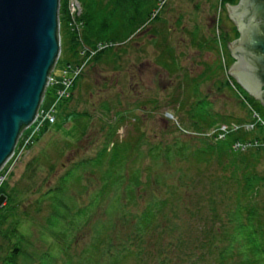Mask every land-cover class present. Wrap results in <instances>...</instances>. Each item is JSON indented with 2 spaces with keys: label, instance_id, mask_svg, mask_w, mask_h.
Here are the masks:
<instances>
[{
  "label": "trees",
  "instance_id": "obj_1",
  "mask_svg": "<svg viewBox=\"0 0 264 264\" xmlns=\"http://www.w3.org/2000/svg\"><path fill=\"white\" fill-rule=\"evenodd\" d=\"M152 1L156 6L167 2L80 0L83 12L76 20L85 28L75 34L70 27L68 3L62 0L65 65H80L86 59L90 64L119 59L117 52L140 30L153 20L161 21L157 16L152 19L147 8ZM239 1L221 3L226 8ZM221 35L220 39L201 38L198 43L194 34L192 43L218 54L225 50L231 67L234 60L228 45L239 37V32L233 26ZM167 41L164 37L160 44L157 64L172 74L177 60ZM85 50L89 55L83 57ZM90 52L95 55L91 57ZM224 73L220 60L198 77L186 78L182 90L171 96L167 107L174 117L183 115L185 127L176 130L182 129L185 135L207 133L222 124L248 120L215 111L213 103L201 93L199 86L207 82L228 87L227 79L220 78ZM81 77L75 82L74 92ZM235 84L249 98L236 81ZM126 118L125 114H117L109 122L105 146L97 157L80 161L56 187L43 191L40 184L37 198L31 199L36 188L33 178L36 171L43 169V155L35 157L15 186L8 182L0 186V197L6 200L0 206V264L33 261L29 253L33 247L30 228L39 231L38 238L45 243L48 254L56 251L69 256L72 243H78V233L91 225V211H95V250L93 246L81 264H123L130 258L139 264H264V171H258L264 149L244 153L233 149L237 141L261 138L263 130L231 133L220 141L184 135L188 140L178 138L166 143L148 142L141 130L137 137L119 141L116 134ZM71 190L89 201L77 207L66 197Z\"/></svg>",
  "mask_w": 264,
  "mask_h": 264
},
{
  "label": "rangeland",
  "instance_id": "obj_2",
  "mask_svg": "<svg viewBox=\"0 0 264 264\" xmlns=\"http://www.w3.org/2000/svg\"><path fill=\"white\" fill-rule=\"evenodd\" d=\"M152 3L147 5L148 10L153 14L152 19L157 16L161 21L155 23L153 20L149 26L140 30L121 48L120 52H117L120 58L116 61L113 59V62L110 60L107 63L102 61L90 64L88 60L89 65L85 68L82 77L80 76L78 88L74 92L73 86L68 90L70 96L61 98L59 92L65 88L63 71L66 67L72 66L65 65L67 43L64 39V53L63 55L61 53L55 66L52 73L53 84L47 88L40 107V113H43L44 117L48 116L55 107L56 121L53 124L46 121L41 131L37 132L40 123L36 120L24 130L14 158L0 173V186L4 182L15 186L30 164L34 163L35 157L43 155L45 157L42 156L41 159L43 169L35 172L36 176L33 180L36 188L31 199L39 196L40 184L43 185L41 186L43 191L56 187L61 177L73 167H77L80 161L97 157L105 146L104 136L108 131L109 122H112L117 114L127 115L116 134V139L119 141L137 137L141 130L150 143L161 141L166 143L178 138L180 141H186L188 137L202 138L193 134L194 132L185 135L182 129L180 132L176 130L179 126L185 127L181 121L183 115L178 114L174 117L167 107L171 105V96L177 95L182 90L187 77H198L207 68L216 67L220 60L225 71V77L222 74L220 78L227 79L228 87H220L217 83L211 82L201 84L199 88L203 96L208 102L213 103L215 111L223 115H234L249 121L254 111L264 119V106L261 101L255 100L241 87L249 96L246 98L238 90L235 80L228 81L230 67H228L226 51L222 50L218 54L214 50L200 49L192 43L194 34L197 35L199 43L201 38L220 39L223 31H231L233 26L236 28L221 0H167L157 6L155 3L152 6ZM84 28L78 26L72 27V30L75 34L78 32L81 34ZM236 30L238 31L237 28ZM164 37L168 40V46L174 49V57L177 60L176 72L172 74L157 64V58L162 50L160 44L164 43ZM90 55L92 57L95 54L90 52ZM68 99L70 101H66ZM190 105L191 103L188 105L189 108ZM29 139L31 145L27 147L26 142ZM143 148L147 149V146ZM179 165L177 164L176 167ZM52 166L55 168L51 172L49 167ZM258 171L260 173L264 171V161ZM66 197L71 198V202L75 201L79 208L89 201L85 196L79 198L75 190L68 191ZM5 201V197L1 196L0 206ZM90 217H92L91 225L78 233V243L77 245L75 242L72 243L73 249L70 250L69 256L67 253L58 254L56 251L48 254L45 251V243L38 238L39 231L30 228V241L33 246L29 250L33 260L30 264H81L89 252H92L93 246L95 250V211H91ZM26 225L27 223L24 224ZM184 226L186 227V224ZM1 241L0 238V244ZM123 264L139 263L135 258H130Z\"/></svg>",
  "mask_w": 264,
  "mask_h": 264
},
{
  "label": "water",
  "instance_id": "obj_3",
  "mask_svg": "<svg viewBox=\"0 0 264 264\" xmlns=\"http://www.w3.org/2000/svg\"><path fill=\"white\" fill-rule=\"evenodd\" d=\"M61 0H0V172L33 125L62 53ZM239 39L228 76L264 106V0L227 5Z\"/></svg>",
  "mask_w": 264,
  "mask_h": 264
},
{
  "label": "built area",
  "instance_id": "obj_4",
  "mask_svg": "<svg viewBox=\"0 0 264 264\" xmlns=\"http://www.w3.org/2000/svg\"><path fill=\"white\" fill-rule=\"evenodd\" d=\"M66 1L68 3V9H69V13L71 16L70 27L71 28L72 27L77 28L78 26H83L81 23H79L76 20L82 14L83 9H82L81 2L79 0H66ZM60 34H61V21H60ZM101 48L102 47L100 46L99 49H101ZM92 54H95V52L94 53L92 52ZM82 56L83 57L86 56V50L84 52H82ZM88 60L89 59H86L80 65H72V66H68L65 68V70L63 71V77H62L63 78V86L65 88L63 91L59 92V96H61V98H65V97L70 96V92L68 90L72 89V87L74 86L75 80L78 79L83 74V72L87 66ZM228 79H230L232 81V79L230 77ZM55 83L56 82L54 81V85H55ZM51 84H53L52 75L50 77L49 86ZM55 109L56 108L54 107L53 111L48 116H45V117H44L43 113L39 112L37 121L40 124H39V127H37V129H36L37 132L41 131V129L43 128L44 123L46 121H48L50 124L55 123V121H56V117L54 116ZM253 113L255 115L253 114V116H251V120H249V121H246L243 123L222 124V125L217 126L216 128H213L212 130H210L207 133H193V134H197L198 136L200 135V136L206 137V138H214L217 141H220V140H224L229 134L236 133L239 131L251 133V132H256L258 130H263V132H264V119H262V117L259 116L258 114H256L254 111H253ZM30 145H31V140L29 139V141L26 142V146L28 147ZM258 148L264 149V135L261 138L255 139V140L237 141L233 145L234 151L243 152V153L247 152L248 150L258 149ZM14 156H15V154L13 155L12 158H14Z\"/></svg>",
  "mask_w": 264,
  "mask_h": 264
},
{
  "label": "flooded vegetation",
  "instance_id": "obj_5",
  "mask_svg": "<svg viewBox=\"0 0 264 264\" xmlns=\"http://www.w3.org/2000/svg\"><path fill=\"white\" fill-rule=\"evenodd\" d=\"M233 79V78H232ZM234 80V79H233Z\"/></svg>",
  "mask_w": 264,
  "mask_h": 264
}]
</instances>
